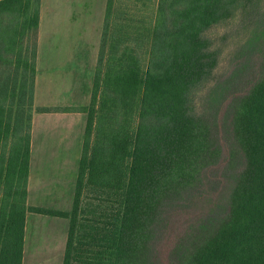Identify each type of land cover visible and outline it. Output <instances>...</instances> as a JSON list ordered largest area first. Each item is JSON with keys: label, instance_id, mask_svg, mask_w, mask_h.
I'll use <instances>...</instances> for the list:
<instances>
[{"label": "trees", "instance_id": "obj_1", "mask_svg": "<svg viewBox=\"0 0 264 264\" xmlns=\"http://www.w3.org/2000/svg\"><path fill=\"white\" fill-rule=\"evenodd\" d=\"M40 3L0 0V264L23 263L27 213L68 220L62 264H155L177 215L173 263L264 264V70L221 118L200 105L217 64L207 31L253 0H107L88 104L34 109L85 114L70 211L26 204ZM246 66L215 86L224 98ZM220 132L225 171L241 167L226 205L197 217ZM108 193L116 220L83 216L85 195Z\"/></svg>", "mask_w": 264, "mask_h": 264}, {"label": "rangeland", "instance_id": "obj_2", "mask_svg": "<svg viewBox=\"0 0 264 264\" xmlns=\"http://www.w3.org/2000/svg\"><path fill=\"white\" fill-rule=\"evenodd\" d=\"M104 2L105 0H52V8L53 5L57 4L56 12L58 13L62 10V13L57 25H54L50 29L48 28V30H43L41 44L47 47L48 51L49 47H54L57 52L61 53L64 47L60 44L49 46L50 42H47V39L63 38V40H71L87 37L89 40L93 37L94 45L96 44L97 46L102 28V16L104 12L102 6L104 8ZM243 7L251 8L246 10L247 8ZM87 25L90 30L87 28ZM47 33H50L48 37ZM206 36L209 38L211 50L216 54L217 64L211 79L205 84L200 93V105L202 109L209 111L219 107L218 117L221 118L223 110L229 101L233 97L243 95L264 70V0H253V4L238 7L232 11L231 16L227 20L209 29ZM92 47L94 46L88 45V49H92ZM70 51L69 49L65 61L63 59L58 60L54 64L57 66L44 70L47 75L51 72L55 76H60L72 68L76 74H79L75 80V84L77 85L81 78L86 77L94 71H92L94 64L93 54L89 53V61L87 63L90 70H86L84 65L81 64L83 62L82 55L81 57H74L73 61H67ZM61 61L63 62L62 64ZM241 65H247L245 72H242L243 77L240 80L237 79V82L234 80L231 82L230 95L224 98L220 94V90H216L215 86L219 82L225 83ZM38 73L39 71H37ZM68 80L70 79L67 78V88H65V83L61 82L54 84L48 93H40L36 100L34 99L35 104L79 107L81 105L79 91H68ZM89 80L88 78V86L91 84L92 78L90 83ZM66 89L67 91H65ZM34 109L33 105V114L35 113ZM77 129L76 127L74 131H71L69 123L40 126V129H36L34 134L38 136L37 141L39 145L37 148H53L55 147V139L62 136L61 139L63 141L60 143L63 144V147H57L61 149L62 156L58 157L57 160L64 162L69 158L68 154L71 155V150L78 143L77 135L80 130ZM61 134H64V136ZM67 134L69 135L66 137ZM219 137L222 147V158L220 164L207 175L206 197H203V199L202 197L198 198L194 209L190 212L197 217L203 212L213 209L218 210V208L220 209L226 205L233 185L232 176L241 167L240 162L234 161L229 170L225 171L229 160L228 146L222 132H220ZM36 151H34V154ZM66 169H68V166H66ZM94 196L93 194L84 196L82 203L83 216L86 218L97 217L103 221L109 219L112 221L116 220V211L119 208V195L108 193ZM184 219V216L180 215L174 217L170 231L163 235L157 245L155 264H175L173 263V259L169 257V253L182 233ZM55 237L54 232L44 229L39 234L41 242L38 247L36 246V252H38L33 253V256L28 252L23 264H32L33 262L34 264H52V261H47L45 257L51 254L52 251L57 250L58 247L50 245ZM54 262L53 264H61L58 259L54 260Z\"/></svg>", "mask_w": 264, "mask_h": 264}, {"label": "crops", "instance_id": "obj_3", "mask_svg": "<svg viewBox=\"0 0 264 264\" xmlns=\"http://www.w3.org/2000/svg\"><path fill=\"white\" fill-rule=\"evenodd\" d=\"M106 2H104L103 18L105 13ZM57 4L53 5L52 8V0H41L40 3V17H39V25H38V39H37V55H36V75H35V84H34V94H33V105L36 108L38 107H47V108H55V107H70V106H58V105H36L34 99L36 100L37 96L40 93H48L54 84L65 83V88H67V78L69 82V90L68 91H79L81 105L79 107L86 106L90 99V90L92 86V82L90 81L93 77V70L96 65L97 53L100 44L99 42L96 46L94 45V38L87 39V37H83L84 39H71V40H63L61 39H47V42H50L49 46H57L60 44L64 48L62 52H57L56 48H48L41 44V37L43 30L48 28H52L54 25H57L60 21V15L62 10L58 13L56 12ZM52 14H54L52 16ZM63 17V16H62ZM103 18H102V26H103ZM62 22V19H61ZM82 26V25H81ZM85 27V26H84ZM87 28L90 30L89 26ZM102 31V28H101ZM50 33H47V37ZM90 37V36H89ZM101 37V33H100ZM93 42V44H92ZM94 46L92 49H88V45ZM71 50L69 53V58L67 61H73L74 57H81L82 55V65H84L86 70L88 69V61H89V53L93 54V68L92 73L80 79V81L75 84V80L78 78L79 74H76L72 68L68 69L67 73L61 74L60 76H55L53 73H47L44 69H51L54 66L56 61L67 57V52ZM83 52V54H81ZM78 59V58H77ZM62 60V61H63ZM61 61V64L64 62ZM37 71L39 73L37 74ZM88 78L89 83L88 86ZM66 81V82H65ZM79 85V87H78ZM81 88V90H80ZM67 91V89L65 90ZM78 107V106H72ZM85 114L83 113H38L35 112L32 115V124H31V143H30V160H29V177L27 184V198L26 204L31 207H43L53 210L59 211H69L73 202L74 188L76 182L77 168L78 162L80 159L81 153V145L83 139V132L85 126ZM58 123H69L70 130L74 131V128H78L80 130L77 137L78 143L71 150V155L68 154L69 158L66 161L62 162L57 160L58 157L62 156V152L60 148L63 147V144L60 142L63 141L62 136L60 138L55 139V147L53 148H45L38 149V141L35 134L36 129H40V126H44L46 124L54 125ZM73 126V127H72ZM64 136V134H61ZM69 134L66 135V137ZM59 141V143H57ZM36 153L34 154V151ZM39 150V151H38ZM68 166V169H66ZM53 167V168H51ZM64 169V170H63ZM48 229L55 234V238L51 241L50 245L58 247L57 250L52 251L51 254L45 257L48 261H52V264L55 263L54 260H60L62 264L63 254L67 239V230H68V221L63 218L58 217H50L44 215H38L34 213H27L25 218V237H24V255L23 262L26 258V255L29 253H37L36 249L40 244L39 234L44 230ZM46 240V239H45ZM44 244V243H43ZM37 246V247H36ZM46 255V254H44ZM23 264V263H22ZM34 264V262L32 263Z\"/></svg>", "mask_w": 264, "mask_h": 264}]
</instances>
